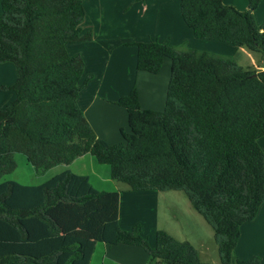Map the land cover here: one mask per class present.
Returning <instances> with one entry per match:
<instances>
[{
    "label": "trees",
    "instance_id": "trees-1",
    "mask_svg": "<svg viewBox=\"0 0 264 264\" xmlns=\"http://www.w3.org/2000/svg\"><path fill=\"white\" fill-rule=\"evenodd\" d=\"M224 0H181L186 24L199 38L259 53L262 67L158 40L137 41V69L158 73L171 59L162 109H142L134 87L116 102L128 111L123 140L98 136L78 103L85 61L67 44L83 33V0H2L0 63L12 62L16 79L2 83L0 178L22 152L38 174L92 154L129 190H183L212 225L223 264H259L235 248L243 223L264 202V23L255 10ZM121 188L99 190L70 168L26 185L0 182V264H90L98 242L143 247L149 264H214L195 245L159 229L151 244L140 224L119 221ZM155 261V262H154Z\"/></svg>",
    "mask_w": 264,
    "mask_h": 264
},
{
    "label": "crops",
    "instance_id": "crops-1",
    "mask_svg": "<svg viewBox=\"0 0 264 264\" xmlns=\"http://www.w3.org/2000/svg\"><path fill=\"white\" fill-rule=\"evenodd\" d=\"M224 1L239 9L248 7V0ZM83 3L85 7L83 33L92 31L93 37L90 40L67 44L72 55L81 54L83 56L85 61L84 78L90 77L79 93L78 103L98 136L111 143L120 142L123 140L121 128L124 127L126 130L129 128L128 111L116 101L136 87L142 109H162L165 106L171 75V59L169 58L164 59L158 73L138 70V49L134 43L158 40L168 42L179 49L195 48L190 44L191 39L194 43L203 44L205 47L211 43L196 41L198 39L193 29L184 25L181 0H83ZM1 5L2 0H0V12ZM263 6L264 0L255 10V17L261 12ZM184 41L188 48L179 46ZM222 46L225 49L229 48L226 45ZM241 51L244 54H249L246 49L245 51L241 49ZM256 54L259 60L256 57L249 65L261 68L262 57L259 53ZM15 79L14 64L12 62L0 63V85L12 83ZM7 98L8 93L0 88V105ZM263 137L259 140L261 144L264 140ZM77 161L90 163L98 173L99 167H96L95 163L99 162L92 154L81 155L72 163ZM71 164L67 168H70ZM85 175L89 176L92 183L91 176ZM110 177V175L109 177L105 175L101 178L110 180ZM96 188L113 190L118 189L119 186L112 189ZM153 191L157 192V190ZM124 196L127 197V200L124 199ZM131 196L130 193L121 189L119 221L124 229H131L137 224L142 225L141 214L138 210L127 207ZM141 217L144 215L142 214ZM159 229L161 228L155 227L154 237ZM99 248L102 252L99 264H149V255L143 247L106 242L96 244L90 264H94ZM235 251L241 258L259 256V264H264V202L259 208L257 216L242 224L241 235Z\"/></svg>",
    "mask_w": 264,
    "mask_h": 264
},
{
    "label": "rangeland",
    "instance_id": "rangeland-1",
    "mask_svg": "<svg viewBox=\"0 0 264 264\" xmlns=\"http://www.w3.org/2000/svg\"><path fill=\"white\" fill-rule=\"evenodd\" d=\"M260 11L261 12L256 15V21L259 25H262L264 23V6ZM183 23L187 25L185 21H183ZM196 38L198 39L196 41H206L211 44L205 47L203 44L194 43L191 39L190 44L194 46L195 49L206 50L219 56L229 57L244 67L250 66L249 64L252 62V59L258 57L256 52L228 42L199 37ZM186 44L187 43L184 41L179 46L188 48ZM222 45H226L229 48L225 49ZM241 49H243V51L246 49V51H249V54H244ZM257 59L259 60V57ZM259 143L261 144V142ZM263 144L264 140L261 144L264 150ZM14 157L17 162L16 169L1 177L0 182L4 179H13L22 184L35 185L47 180L54 174L62 172L68 167L66 164H59L42 174H38L34 166L27 160V156L24 153L16 152ZM95 165L99 167L98 173L95 171L94 167H91L90 163H80L77 161L76 163H72L69 167L73 169L72 171L75 170L74 172L76 173L89 174L92 178V184L100 189H112L116 188L118 185L119 188L130 193L132 196L130 201L127 202V207L136 209L141 215H144V217L140 215L142 233L151 244L155 242V227L161 228L179 239L191 241L198 249L199 256L203 261L223 264L212 225L193 207L189 197L183 190H157V192L149 189L140 191L129 190L127 184L124 182L117 181L111 177L110 180L101 178L105 175L109 177L111 169L108 164L95 163ZM124 199L127 200V197L124 196ZM100 249L101 248L98 249L94 264H99L102 253Z\"/></svg>",
    "mask_w": 264,
    "mask_h": 264
}]
</instances>
